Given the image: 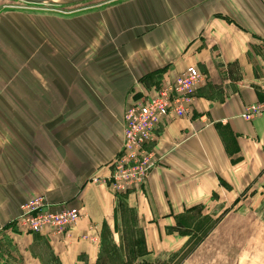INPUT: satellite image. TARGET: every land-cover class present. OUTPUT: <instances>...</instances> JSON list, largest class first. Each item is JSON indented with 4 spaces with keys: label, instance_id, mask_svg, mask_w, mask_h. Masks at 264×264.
I'll use <instances>...</instances> for the list:
<instances>
[{
    "label": "crops",
    "instance_id": "obj_1",
    "mask_svg": "<svg viewBox=\"0 0 264 264\" xmlns=\"http://www.w3.org/2000/svg\"><path fill=\"white\" fill-rule=\"evenodd\" d=\"M95 6H83L80 17L69 19V82L51 66L53 53L42 49L48 20L0 18V236L8 243L0 253L12 252L13 264H44L35 253L41 238L48 264H98L105 257L103 232L89 243L86 224L96 223L121 242L123 210L152 252L186 210L232 202L264 185V115L240 117L244 106L264 101V0H117ZM187 66L205 76L193 99L195 122L178 120L158 131L164 167L150 173L143 192L113 197L107 206V194L88 180L117 153L114 108L129 92L142 95ZM185 133L190 137L183 141ZM37 136L33 158L13 141L25 144ZM43 159L54 172L49 181L43 179ZM108 174V168L101 172ZM42 195L80 210L84 219L69 230L68 243L48 229L24 237L8 227L22 204Z\"/></svg>",
    "mask_w": 264,
    "mask_h": 264
},
{
    "label": "rangeland",
    "instance_id": "obj_2",
    "mask_svg": "<svg viewBox=\"0 0 264 264\" xmlns=\"http://www.w3.org/2000/svg\"><path fill=\"white\" fill-rule=\"evenodd\" d=\"M114 1L117 0H90L72 5H34L16 0H0V18H13L10 16L24 14L35 15L36 18L48 20L46 21L47 31H43L45 27L42 30L44 38L42 49L43 51L47 50L53 53L51 66L59 71V78L69 82V19L80 17L82 10L86 9L83 6L95 4L94 8L97 9L108 6L114 3ZM44 62L45 60L43 59L42 63ZM189 67L194 68L198 72L200 80H205V76L196 67L187 66L184 71L177 73L172 81L166 80L157 86L147 88L142 95L134 96L131 93L132 91L129 92L127 97L123 99L122 107L114 108L115 115L117 116V125L113 130L111 140L117 146V153L113 160L108 161L104 165H98L95 168L96 175L90 177L88 180L89 184L99 186L98 190L100 191L101 189L107 194V206L114 204L112 201L113 197L116 199L117 196H126L128 192L135 190L143 192L144 182L150 173L155 168L164 167V159L161 158V153L159 152L161 135H159L158 131L162 133L166 125L178 120H188L191 124L195 122L193 99L197 97L198 91L196 90L198 87L189 92L188 83L179 81L177 86L181 97L175 98L172 96L174 82L177 78L184 77V72ZM17 78L21 79L22 76L17 74ZM22 81L25 82L24 79ZM134 103H137L138 106L134 107ZM165 103H170L174 107L169 112H165ZM261 103H264V101L252 105L255 106ZM248 106L251 105L244 106L243 112L240 114L243 120L251 121L258 116L264 115V112H260L258 115L255 114L256 108L254 107L252 108L253 114H251L247 110ZM129 110L136 113V120L134 122L127 115ZM58 111L67 112L66 116L69 115V111L64 107L59 108ZM173 113L176 115L175 118H173ZM247 113L250 116L253 115L254 118L247 120ZM163 114L167 118L162 123L161 120L156 123V119H159ZM168 120L170 121L167 123ZM118 124L120 126L119 129ZM48 125H52V122H48ZM42 130L46 132L48 126H42ZM138 133L143 138L146 139L147 136V138L153 139V141L145 144L143 147L144 142L136 140L133 137V135ZM124 137L128 150L125 157L133 161L131 165L124 163ZM189 137L185 133L182 140L184 141ZM40 140L37 136L33 140L30 139V142L26 141L25 144L20 139H14L13 141L19 147L26 146L27 151L30 153L29 156L32 154L31 158H33V153L36 152L32 151H34V147L36 148V146L40 145ZM179 144H182V142H179ZM42 147L44 148V144ZM140 151H143L147 155L145 162H141L135 157L134 153L140 154ZM48 163L49 161L43 159L42 175L46 181H49L54 176V172L48 167ZM148 164L153 165V167L145 171V174L143 170ZM107 168L109 174L107 177H103L101 172ZM29 173H33L32 168ZM259 179L262 182L264 174L260 175ZM261 185L253 187L254 190L245 193L232 202L228 198L227 202L209 203L186 210L177 218L175 230L168 233L163 239H160L157 245L159 247L155 248V251L152 252L144 249L142 235L139 231L138 233L133 231L132 215L126 210L120 213L119 229L123 232L121 242L117 241L116 238L113 240L110 237L109 231H104V229L102 231L92 221H88V224H86V231H89L86 239L89 243H95L103 232V239L106 245V258L104 257L102 262L100 260L98 264H264V185ZM36 197H42V206L49 208V212L53 214L51 222L56 226V229L52 235L58 241L68 243L69 230L77 226L84 218H81L80 215L71 228L66 231L59 230L57 222L62 220V216L61 218L59 216L67 210L74 208L72 207L73 203L69 201L51 202L43 195L34 196L28 200H33ZM75 209L77 210L78 208L76 207ZM12 221L9 223H12ZM31 225L33 226V224ZM8 227L14 233L23 235L24 237L25 235L38 234L31 231H18L15 221L12 226L8 225ZM41 240V246L35 247V253L42 259L44 264H48L49 255H47L44 248V240L42 238ZM178 243H180V247H177ZM6 245L8 246L7 240L0 236V246L6 248ZM2 253H0L1 264H13L14 255L12 252L6 251L4 255L6 254L7 256L5 255V257L2 256ZM50 264L57 263L55 260H52Z\"/></svg>",
    "mask_w": 264,
    "mask_h": 264
},
{
    "label": "built area",
    "instance_id": "obj_3",
    "mask_svg": "<svg viewBox=\"0 0 264 264\" xmlns=\"http://www.w3.org/2000/svg\"><path fill=\"white\" fill-rule=\"evenodd\" d=\"M179 81L187 82L189 85L188 91L191 92L192 90H194V88H196L198 86V84L200 82V78H199L198 72L194 68H192V67L187 68L186 71L184 72V77L181 76V77L177 78L176 81L174 82V85L172 88V96L175 98L181 97V95L179 93L178 86H177ZM166 104H167V106H166ZM133 106L137 107L138 104L134 103ZM173 107L174 106L172 104L165 103V110L164 111L169 112L170 109ZM253 107L256 108L255 114H257V115L260 112H264V103L256 104L255 106H253V105L248 106L247 110L251 114H253V111H252ZM127 115L129 116V118L131 120H133L132 122H134L136 120V113L135 112H130V110H129L127 112ZM165 118H167L165 114L161 115L159 119H156V123L159 122L160 120L162 123V121ZM253 118H254L253 115L250 116V114L247 113V120H250ZM133 137L136 140H141V142H144L143 147L145 144H149L150 142L153 141V139L151 140V139L147 138V136H146V139L143 138V136L140 135V133L133 135ZM124 140H125V137H124ZM123 152H124L123 156L125 157L126 156L125 154L128 152L127 147H126V140H125V147L123 148ZM134 154H135V157L137 160H139L141 162H145L147 155L143 151H140V154H138L136 152ZM132 162L133 161L131 159H129L127 157L124 158L125 164L131 165ZM150 167L152 168L153 165L148 164V166L144 168L143 172L146 174L145 171H148L150 169ZM145 174H144V176H145ZM41 201H43L42 197H36L33 200H28L25 204H23L20 207L19 214L15 220V225H16V228L18 230L23 231V232L31 231L32 233H41L42 231L48 229L49 232H51V233L55 232L56 226L51 222L53 214L49 212V208L42 206ZM61 216H62V220H59L57 222V224L59 225L58 229L62 230V231H66L69 228H71V226L74 224V222L80 217V211L78 209L76 210L75 208H72L71 210H67L64 214L60 215L59 217L61 218ZM31 224H33V226Z\"/></svg>",
    "mask_w": 264,
    "mask_h": 264
},
{
    "label": "water",
    "instance_id": "obj_4",
    "mask_svg": "<svg viewBox=\"0 0 264 264\" xmlns=\"http://www.w3.org/2000/svg\"><path fill=\"white\" fill-rule=\"evenodd\" d=\"M16 1H20L27 4H34V5H45V4L72 5L90 0H16Z\"/></svg>",
    "mask_w": 264,
    "mask_h": 264
},
{
    "label": "bare ground",
    "instance_id": "obj_5",
    "mask_svg": "<svg viewBox=\"0 0 264 264\" xmlns=\"http://www.w3.org/2000/svg\"><path fill=\"white\" fill-rule=\"evenodd\" d=\"M173 115H175V114H173ZM176 116V115H175ZM15 221V220H14ZM13 224H14V222H13Z\"/></svg>",
    "mask_w": 264,
    "mask_h": 264
}]
</instances>
